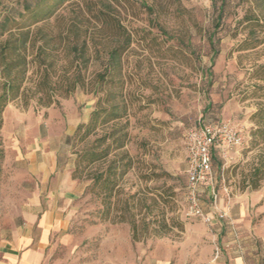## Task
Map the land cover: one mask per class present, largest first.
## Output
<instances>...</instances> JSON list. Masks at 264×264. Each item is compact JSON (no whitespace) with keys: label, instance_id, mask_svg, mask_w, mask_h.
I'll list each match as a JSON object with an SVG mask.
<instances>
[{"label":"rangeland","instance_id":"rangeland-1","mask_svg":"<svg viewBox=\"0 0 264 264\" xmlns=\"http://www.w3.org/2000/svg\"><path fill=\"white\" fill-rule=\"evenodd\" d=\"M21 1L0 0V20L11 9L21 8ZM263 21L264 0H67L54 16L31 26L29 47L45 48L44 65L53 64L48 70L50 81L57 88L75 76L82 81L70 94L58 88L51 106L39 104L42 93L28 103L20 98L14 106L37 113L52 110L45 118L51 121L54 139L63 141L65 160L75 170L78 153L107 128L98 129L83 142L75 137L76 131L65 141L66 131L89 120L99 97L116 93L117 101L123 98L128 105L121 123L126 124L130 140L109 159L126 152L134 160L133 168L119 181L111 220L103 218L102 194L87 177L105 164L75 177L78 187L71 222L54 242L49 264H156L158 258L167 256L176 262L196 237L218 235L222 224L231 227L234 218L245 217L236 212V206L249 203L246 210L250 209L254 221L264 218V212H251L254 205H264V170L258 188H250L261 193L254 205L252 199L247 201L243 187L245 178L264 160V139L257 143L252 135V129L264 127ZM129 37L116 73L111 70L95 94L92 81L106 73L110 52L125 46ZM29 57H33L32 50ZM45 69L33 64L26 71L29 94ZM260 110L263 117L257 116ZM201 119L229 120L244 137V145L232 149L229 160H223L219 151L215 155L217 201L207 186L198 187L203 210L216 211L213 224H206L190 210L186 135ZM8 136L0 130L2 209L8 194L19 189L24 198L29 187L22 165H16V148ZM168 194L172 198L164 204L162 196ZM125 201L131 209L128 220L121 221ZM221 204L229 210L220 208L221 212ZM0 215L6 217L7 212ZM164 218L170 227L163 233L157 228ZM130 219L137 224L150 222L149 230L141 226L135 240ZM161 235L167 236L157 237ZM185 264L192 263L186 260Z\"/></svg>","mask_w":264,"mask_h":264},{"label":"crops","instance_id":"crops-1","mask_svg":"<svg viewBox=\"0 0 264 264\" xmlns=\"http://www.w3.org/2000/svg\"><path fill=\"white\" fill-rule=\"evenodd\" d=\"M15 101L2 113L1 129L10 134L8 138L11 137L16 148V165H22L29 187L24 190V198L19 189L12 191L6 207L0 208V214L7 212L6 217L0 215V264H49L54 242L70 225L78 181L73 175L74 165L65 160L63 141L54 139L51 121L45 118L47 112L51 116L52 110L45 109L42 113L20 110L14 106ZM78 125L79 122L66 131L65 141L74 135ZM205 186L211 195V186ZM250 188L246 187L244 193L254 205L261 193ZM248 207L249 203L236 206V212L245 213V217L234 218L231 227L222 224L218 235L196 237L189 251L181 253L176 262L167 256L158 258L156 264H185L186 260L192 264H264V218L254 221L248 213L250 209L246 210ZM220 208L229 210L225 204L219 207L223 212ZM254 208L252 213L264 212V205ZM213 212L216 211L206 212L212 217L206 224L215 222ZM228 228L230 232L226 231Z\"/></svg>","mask_w":264,"mask_h":264},{"label":"trees","instance_id":"trees-1","mask_svg":"<svg viewBox=\"0 0 264 264\" xmlns=\"http://www.w3.org/2000/svg\"><path fill=\"white\" fill-rule=\"evenodd\" d=\"M67 0H22L20 2L21 8L11 9L12 12L7 13L3 19L0 20V129L3 125L2 113L9 103L22 98L28 103L35 94L42 93L39 99L44 106H51L55 103L54 95L58 88L63 89L67 94L76 88L77 84L82 81L79 76L67 79L56 87L50 80L49 68H53V64L44 65L46 60L43 58L45 54L44 47H29L31 43L29 37V29L31 26L40 22L46 21L56 14L60 7ZM260 22V21H258ZM264 30V21L262 23ZM7 36L6 39L2 37ZM130 37L123 47L113 49L109 54V65L106 67V73L99 74L91 83L93 92L97 94L103 87L107 78L119 67V60L123 51L128 48ZM32 48V49H31ZM77 50V47H73ZM33 51V57H29V51ZM33 64L38 67L45 66L42 79L36 83L35 90L29 94L25 88V83L28 79L26 71ZM116 73V72H115ZM83 85L85 83L83 82ZM63 86V87H62ZM121 95V94H120ZM34 96V97H33ZM116 93H108L98 98L97 106L86 122L78 125L75 133L78 141L83 142L89 136L93 135L100 128H107L106 132L98 137L91 145L78 153L77 165L74 170V177L78 178V174L85 173L89 168L96 164H105L102 168H97L88 174V178L93 181V186L100 189L103 198L104 210L102 216L105 220H111L113 211L117 207V200L113 201L119 191V181L124 177L134 166L132 156L124 152L122 155L110 160L113 152L123 150L130 140V134L126 129V124L121 123V120L127 116L128 105L122 98L120 101L116 99ZM119 97V96H118ZM117 102H114V101ZM113 101V102H112ZM258 117H263V110L258 111ZM252 135L256 138V142L264 139V127L252 129ZM214 153V161L215 155ZM264 170V160L261 165L253 169V173L248 180H244L243 187L258 188L259 178ZM163 174H167L163 172ZM171 194L163 195L162 201L164 204L169 203ZM122 209V220H128L126 214L130 211L131 205L125 201ZM131 229L134 239H137L138 233L141 229L149 230L150 222L144 220L142 224H137L135 220L130 219ZM159 232H166L170 227L166 219L158 221ZM157 229L154 230L157 232ZM135 239V240H136Z\"/></svg>","mask_w":264,"mask_h":264},{"label":"built area","instance_id":"built-area-1","mask_svg":"<svg viewBox=\"0 0 264 264\" xmlns=\"http://www.w3.org/2000/svg\"><path fill=\"white\" fill-rule=\"evenodd\" d=\"M244 145L241 129L229 120L199 122L191 127L186 135L187 168L189 181V199L191 213L210 223L212 217L206 213L200 204L198 187L210 185L214 202L218 195L214 188L213 162L214 153L219 151L223 160L231 157V150Z\"/></svg>","mask_w":264,"mask_h":264}]
</instances>
